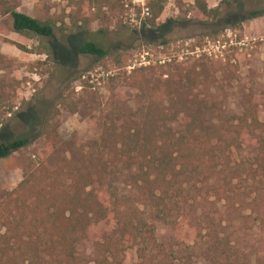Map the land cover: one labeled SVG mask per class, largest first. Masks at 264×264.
Wrapping results in <instances>:
<instances>
[{
    "label": "trees",
    "instance_id": "trees-1",
    "mask_svg": "<svg viewBox=\"0 0 264 264\" xmlns=\"http://www.w3.org/2000/svg\"><path fill=\"white\" fill-rule=\"evenodd\" d=\"M15 1L0 0V16L10 17L15 33L40 41L52 37L53 23L17 11ZM164 2L149 1L150 23L159 17ZM193 6L198 19L217 14L205 0H193ZM263 12L253 10L249 16ZM14 45L28 53L52 55L46 43L42 48ZM78 52L98 59L107 55L92 40ZM195 61L190 68L175 66L174 59L163 62L151 76L139 74L142 68L131 69L129 85L137 89L140 103L137 112H123L114 104L99 136L87 144L61 145L56 115L48 111L37 134L44 137L43 153L0 199V264H123L127 249L149 264H173L168 247L156 239L155 223H172L174 212L191 205L183 193L187 183L195 187L199 176L202 183L210 180V173L218 176L217 167L229 162L234 148L246 149L247 155L232 171L251 181L253 202L255 195H263L264 121L258 112L264 111V99L242 86L235 100L239 112L229 114L210 88L216 83L214 64L201 56ZM229 62L224 78L240 81L232 69L237 65ZM28 144L22 137L0 141V159ZM123 172L134 197L122 204L111 188ZM256 205L264 231V212L261 203ZM214 235L205 249L212 264H249L245 253ZM85 242H91V259L78 252ZM252 257V264H264V238Z\"/></svg>",
    "mask_w": 264,
    "mask_h": 264
},
{
    "label": "rangeland",
    "instance_id": "rangeland-1",
    "mask_svg": "<svg viewBox=\"0 0 264 264\" xmlns=\"http://www.w3.org/2000/svg\"><path fill=\"white\" fill-rule=\"evenodd\" d=\"M205 2L209 8H217L216 16L198 19L193 0H165L153 23L139 16L134 24L120 0H16L17 11L53 23L54 32L41 41L29 38L12 30L8 15L0 16V141L22 137L29 142L0 159V199L43 153L44 137L37 134L48 111L56 115L64 147L96 139L114 104L123 112H137V89L129 85L133 68H142L139 74L151 76L163 62L174 59L175 66L190 68L201 56L214 64L216 83L210 88L229 114L239 112L235 100L242 86L264 99V12L249 16L250 11L264 10V0ZM87 40L96 42L107 55L98 59L79 53V46ZM14 43L27 48H42L46 43L52 55L21 51ZM228 58L237 65L232 69L240 81L229 83L224 78ZM258 118L264 121V111L258 112ZM246 151L232 149L229 162L217 167L218 176L210 173L208 182L202 183L199 176L195 187L191 182L185 184L183 193L191 205L174 212L172 223H155L156 239L168 247L173 264H212L205 249L215 233L253 263V249L264 238L255 211L261 203L259 210L264 212V193L255 195L253 202L251 181L231 169ZM126 177V172L120 174L111 188L122 204L134 197ZM90 244L78 248L88 259L92 257ZM123 264L149 263L138 259L134 249H127Z\"/></svg>",
    "mask_w": 264,
    "mask_h": 264
},
{
    "label": "built area",
    "instance_id": "built-area-1",
    "mask_svg": "<svg viewBox=\"0 0 264 264\" xmlns=\"http://www.w3.org/2000/svg\"><path fill=\"white\" fill-rule=\"evenodd\" d=\"M123 10L131 23H136V17L149 18L151 13L146 0H120Z\"/></svg>",
    "mask_w": 264,
    "mask_h": 264
}]
</instances>
